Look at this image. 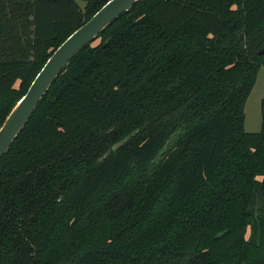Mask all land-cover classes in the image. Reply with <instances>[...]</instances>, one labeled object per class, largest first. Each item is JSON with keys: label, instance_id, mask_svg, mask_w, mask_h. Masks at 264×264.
I'll return each mask as SVG.
<instances>
[{"label": "trees", "instance_id": "obj_1", "mask_svg": "<svg viewBox=\"0 0 264 264\" xmlns=\"http://www.w3.org/2000/svg\"><path fill=\"white\" fill-rule=\"evenodd\" d=\"M0 0V126L107 0ZM264 0H138L0 158V264H264Z\"/></svg>", "mask_w": 264, "mask_h": 264}, {"label": "water", "instance_id": "obj_2", "mask_svg": "<svg viewBox=\"0 0 264 264\" xmlns=\"http://www.w3.org/2000/svg\"><path fill=\"white\" fill-rule=\"evenodd\" d=\"M138 0H108L87 21L75 29L48 57L30 83L25 94L16 102L0 126V158L26 124L53 80L67 63L121 13ZM264 52V46L258 53Z\"/></svg>", "mask_w": 264, "mask_h": 264}, {"label": "rangeland", "instance_id": "obj_3", "mask_svg": "<svg viewBox=\"0 0 264 264\" xmlns=\"http://www.w3.org/2000/svg\"><path fill=\"white\" fill-rule=\"evenodd\" d=\"M83 7L84 2L78 0ZM264 99V67H260L255 78L254 85L247 97L244 106V129L247 132H258L261 128L260 104Z\"/></svg>", "mask_w": 264, "mask_h": 264}, {"label": "built area", "instance_id": "obj_4", "mask_svg": "<svg viewBox=\"0 0 264 264\" xmlns=\"http://www.w3.org/2000/svg\"><path fill=\"white\" fill-rule=\"evenodd\" d=\"M107 1H108V0H107ZM107 1H106V2H107Z\"/></svg>", "mask_w": 264, "mask_h": 264}]
</instances>
